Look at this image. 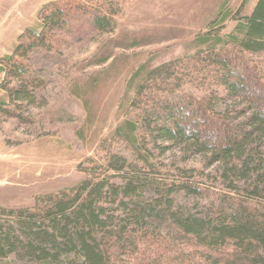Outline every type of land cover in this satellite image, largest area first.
<instances>
[{
    "label": "trees",
    "instance_id": "trees-1",
    "mask_svg": "<svg viewBox=\"0 0 264 264\" xmlns=\"http://www.w3.org/2000/svg\"><path fill=\"white\" fill-rule=\"evenodd\" d=\"M70 1L46 6L40 14L42 31H27L14 54L0 62V74L18 82L7 89L12 105L35 104L33 93L41 83L28 78L32 75L26 61L36 50L52 51L53 33L67 29L73 13L85 16L99 32L114 29L118 10H105L107 3L104 9L79 2L66 10ZM229 17L224 15L220 24ZM236 20L235 34L226 39L207 34L200 40L204 50L148 73L132 104L136 117L129 122L133 137L128 144L147 155L152 147L208 157L220 165L228 188L239 190L237 185L243 184L250 197H223L220 208L193 213L176 208L172 197L179 191L200 195V190L158 180L150 175L153 166L147 159L146 168L140 169L124 158H112L106 168L122 174L120 184L112 182L106 168L93 167L77 187L39 197L32 208L0 207V260L264 264V77L253 60L264 53V0L250 16ZM188 85L198 86L201 96L176 101L166 97ZM238 101L245 108L235 119L229 109L219 108L220 102Z\"/></svg>",
    "mask_w": 264,
    "mask_h": 264
},
{
    "label": "rangeland",
    "instance_id": "rangeland-1",
    "mask_svg": "<svg viewBox=\"0 0 264 264\" xmlns=\"http://www.w3.org/2000/svg\"><path fill=\"white\" fill-rule=\"evenodd\" d=\"M58 1L0 0V62L14 54L27 31H42V10ZM258 1L248 0L239 15L245 0L68 2L66 10L75 2L104 9L107 3L105 10L119 11L116 24L112 31L99 32L85 16L73 13L68 28L53 33L51 52L30 54L28 78L41 83L33 93L34 105H12L7 89L18 82L0 74V207L32 208L39 197L77 187L88 178L86 170L106 168L112 158H124L140 169L146 168L147 159L153 166L150 175L158 180L200 190V195L179 191L172 197L176 208L193 213L220 208L223 197H250L243 184L237 185L239 190L228 188L220 165L211 164L208 157L177 148L162 153L152 147L147 155L128 143L133 137L129 122L136 117L132 104L148 73L204 50L200 40L207 34L223 39L235 34L236 19L247 17ZM226 14L229 19L220 24ZM253 60L264 77V53ZM196 88L188 85L182 93L166 97L176 101L201 96ZM219 108L229 109L235 119L245 106L240 101L220 102ZM5 110L19 117H9ZM105 172L113 183L123 182L122 174L110 168ZM0 264L41 263L11 256Z\"/></svg>",
    "mask_w": 264,
    "mask_h": 264
},
{
    "label": "crops",
    "instance_id": "crops-1",
    "mask_svg": "<svg viewBox=\"0 0 264 264\" xmlns=\"http://www.w3.org/2000/svg\"><path fill=\"white\" fill-rule=\"evenodd\" d=\"M257 3H258V2H257ZM256 5H257V4H256ZM256 5H255V7H256ZM255 7L251 10V13H250L248 16H250V15L253 13Z\"/></svg>",
    "mask_w": 264,
    "mask_h": 264
}]
</instances>
